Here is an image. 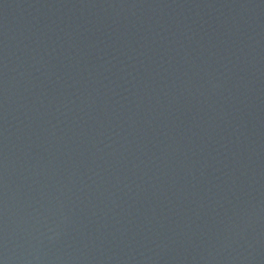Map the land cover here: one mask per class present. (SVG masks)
<instances>
[{
  "label": "water",
  "instance_id": "95a60500",
  "mask_svg": "<svg viewBox=\"0 0 264 264\" xmlns=\"http://www.w3.org/2000/svg\"><path fill=\"white\" fill-rule=\"evenodd\" d=\"M3 264H264V0H0Z\"/></svg>",
  "mask_w": 264,
  "mask_h": 264
},
{
  "label": "snow or ice",
  "instance_id": "6c2138e0",
  "mask_svg": "<svg viewBox=\"0 0 264 264\" xmlns=\"http://www.w3.org/2000/svg\"><path fill=\"white\" fill-rule=\"evenodd\" d=\"M0 264H3V261L2 260H0Z\"/></svg>",
  "mask_w": 264,
  "mask_h": 264
}]
</instances>
